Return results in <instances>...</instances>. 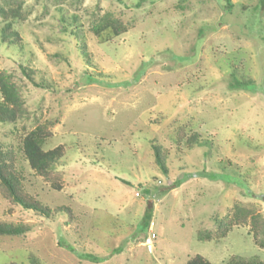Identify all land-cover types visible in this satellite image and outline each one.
<instances>
[{
    "label": "rangeland",
    "instance_id": "rangeland-1",
    "mask_svg": "<svg viewBox=\"0 0 264 264\" xmlns=\"http://www.w3.org/2000/svg\"><path fill=\"white\" fill-rule=\"evenodd\" d=\"M19 1V42L0 41V72L19 87L27 116L0 123V144L13 150L25 191L53 213L24 210L0 191V223L28 227L0 237V264L264 259L248 224L196 238L235 205L264 221V0H230V9L224 0ZM104 14L127 31L95 37ZM73 16L79 38L63 24ZM37 123L51 132L43 150L64 148L60 191L20 157L19 139Z\"/></svg>",
    "mask_w": 264,
    "mask_h": 264
},
{
    "label": "trees",
    "instance_id": "trees-1",
    "mask_svg": "<svg viewBox=\"0 0 264 264\" xmlns=\"http://www.w3.org/2000/svg\"><path fill=\"white\" fill-rule=\"evenodd\" d=\"M227 8H231L230 0H224ZM12 5V6H11ZM21 1L4 0L0 4V23H4L1 28V43L15 45L19 42L17 33L11 30V21L22 20ZM65 30L70 36L79 38L80 31L75 16L67 22L63 20ZM91 33L99 38L104 32H110L113 36H119L127 31L126 27L118 19L111 17L109 14L102 15L96 20L91 28ZM79 49L83 48L82 44L78 45ZM24 75L33 83L29 72L22 68ZM89 79L92 77H88ZM236 85H239L236 82ZM0 123L14 124L26 118L27 112L24 108L23 100L20 95L19 87L12 81V76L4 71L0 72ZM24 132V130H23ZM51 137V132L47 124L37 123L33 129L22 134L18 143V151L21 159L27 163L29 169L35 175L41 177L44 182L49 184L53 191H60L62 188V176L55 170V165L64 155L63 146H57L50 150H43L45 141ZM180 137V136H179ZM195 141L194 136L186 140L187 145H191ZM154 163L162 171L167 174L165 159L160 146H152ZM14 152L12 149H4L0 144V191L3 196L12 203L20 206L24 210L33 211L46 218L50 217L53 211L43 205L37 198L30 195L23 188L21 181V173L16 169L14 162ZM67 212L70 217L69 209L55 208V213ZM147 211L142 219V228L146 229L149 225L150 218L146 217ZM249 225L252 233L254 244L264 250V221L260 214L239 205L233 207V211L229 215H225L215 220V229L212 231H200L196 234V238L200 241H212L223 238L235 226ZM28 231V227L24 225H12L0 223V237H22ZM63 241V240H62ZM61 245L63 243H60ZM65 247L75 252L70 245ZM86 259L97 261V258L90 254H86ZM8 264H20L18 262H9ZM186 264H211L200 255L190 257ZM224 264H264V259L258 255H251L247 258L242 256H231Z\"/></svg>",
    "mask_w": 264,
    "mask_h": 264
}]
</instances>
